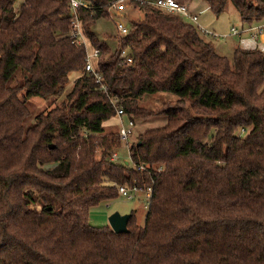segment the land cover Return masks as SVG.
I'll list each match as a JSON object with an SVG mask.
<instances>
[{
	"label": "trees",
	"instance_id": "1",
	"mask_svg": "<svg viewBox=\"0 0 264 264\" xmlns=\"http://www.w3.org/2000/svg\"><path fill=\"white\" fill-rule=\"evenodd\" d=\"M85 1L105 91L69 37L67 0H0V264H264L263 52L236 47L231 63L150 0L128 1L143 16L125 36L96 33L118 0ZM204 1L216 16L231 2L241 27L264 22V0ZM158 93L176 98L140 104ZM63 94L24 127L30 99ZM116 108L165 120L130 142L128 163L109 159L122 144L104 129ZM120 186L151 188L144 224L131 213L124 234L92 226Z\"/></svg>",
	"mask_w": 264,
	"mask_h": 264
},
{
	"label": "rangeland",
	"instance_id": "2",
	"mask_svg": "<svg viewBox=\"0 0 264 264\" xmlns=\"http://www.w3.org/2000/svg\"><path fill=\"white\" fill-rule=\"evenodd\" d=\"M21 1V0H20ZM179 2L186 4L191 13L198 17L199 26L217 36L227 35L230 32V28L234 27L236 29H241V20L237 10L234 8L231 2H228L226 8L222 14L216 16L208 7L207 3L204 0H178ZM128 6V5H127ZM130 11L133 12L130 15ZM143 16V12L140 9L129 7L127 13L124 14V24L129 25L130 20H137ZM194 25V24H193ZM197 27V25H195ZM108 30V31H107ZM96 33L100 31L111 33L107 35H113L115 28L113 23L107 22L105 20H99L95 28ZM205 36V35H204ZM112 36H110L111 39ZM213 48L219 54L225 56L232 63V54L237 45L236 36H228L225 38L214 37V36H205ZM107 39V37H106ZM264 42V41H263ZM259 48L264 54V43H258L255 45ZM71 79V78H70ZM21 77L18 76L17 80H14L12 84L19 83ZM72 83L70 82L66 89L65 93L70 90ZM65 94L60 97H52L51 99L45 100L41 98H32L27 103L29 116L24 120V127L27 128L34 122V117L47 109L50 105L60 103ZM175 95L171 93H158L155 95H143L139 102L142 105L147 106L152 110L159 109L161 105L165 102L169 103L175 100ZM125 122V120H124ZM165 123L164 119H149L146 121H134L133 134L129 136L127 142H122L119 149L115 151L119 159L118 162H129V144L130 142L136 141L139 134L143 133L146 129L156 127ZM126 124V122H125ZM119 128V121L116 117L112 118L110 121L104 124L105 131L116 132ZM114 154V152L110 155ZM109 158V159H110ZM115 161V162H116ZM148 199L145 196V193L140 192L134 195L132 200H127L122 197L110 201L108 203H102L99 206L92 208L90 211L89 223L96 228H105L109 226L107 218L113 213H119L121 215L133 213L135 216L136 223L140 226L144 224L145 215L147 212Z\"/></svg>",
	"mask_w": 264,
	"mask_h": 264
},
{
	"label": "built area",
	"instance_id": "3",
	"mask_svg": "<svg viewBox=\"0 0 264 264\" xmlns=\"http://www.w3.org/2000/svg\"><path fill=\"white\" fill-rule=\"evenodd\" d=\"M129 0H118L117 2L111 5V9L115 13V16L112 17L111 21L115 28L117 35L125 36L128 33V28L124 24V14L127 8V3ZM149 1V0H147ZM69 4V21H70V32L69 37L75 42L77 45H82L86 49V57L84 63L85 72L90 73L94 76L95 82L100 85V88L105 91V88L101 85V76L97 72L95 62L99 56L98 49H91L88 40L86 39L83 28L82 22L79 16V9H88V3L85 0H67ZM149 3L154 7L162 10L166 14H177L190 22L194 25H197L198 30L200 33L206 36H214L225 38L228 36H240L246 34L252 40H261L264 41V22L247 26L241 27V29H236L234 27L230 28V33L227 35L217 36L213 33H210L204 29H202L198 24L197 16L190 12L188 6L176 0H150ZM118 57L122 61L123 64L130 65L132 64V57L129 54L128 48L120 50L118 52ZM116 118L119 121V136L122 142H127L129 136L133 134V127L134 121L130 119L121 108H116ZM126 124H125V122ZM118 155L114 152L111 156V161L118 160ZM143 192L145 193L146 198L149 200L151 197V188H148L146 191L142 190L139 187L133 186L132 188H127L125 186H120L118 188L119 197L125 198L127 200H132L136 193Z\"/></svg>",
	"mask_w": 264,
	"mask_h": 264
},
{
	"label": "water",
	"instance_id": "4",
	"mask_svg": "<svg viewBox=\"0 0 264 264\" xmlns=\"http://www.w3.org/2000/svg\"><path fill=\"white\" fill-rule=\"evenodd\" d=\"M131 217V214L121 215L119 213H113L108 216L107 221L109 227L115 234H124L128 231L127 225Z\"/></svg>",
	"mask_w": 264,
	"mask_h": 264
},
{
	"label": "crops",
	"instance_id": "5",
	"mask_svg": "<svg viewBox=\"0 0 264 264\" xmlns=\"http://www.w3.org/2000/svg\"><path fill=\"white\" fill-rule=\"evenodd\" d=\"M139 1H143V0H139ZM176 1H178V0H176ZM128 9H129V7L126 8L125 14L127 13V10ZM129 14L132 15L133 12L130 11ZM197 19H198V17H197ZM236 37H237V45H236V47H241V48H255L256 47L255 45H257L258 43H264V42H261V40L260 41L259 40H252L246 34H243V35H240V36H236ZM110 40H112V39H110ZM110 43L111 44H113V43L115 44V40H112Z\"/></svg>",
	"mask_w": 264,
	"mask_h": 264
}]
</instances>
